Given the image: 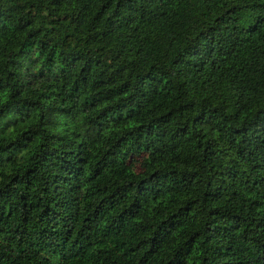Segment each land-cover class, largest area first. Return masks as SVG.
<instances>
[{
  "label": "trees",
  "instance_id": "1",
  "mask_svg": "<svg viewBox=\"0 0 264 264\" xmlns=\"http://www.w3.org/2000/svg\"><path fill=\"white\" fill-rule=\"evenodd\" d=\"M0 264H264V0H0Z\"/></svg>",
  "mask_w": 264,
  "mask_h": 264
}]
</instances>
